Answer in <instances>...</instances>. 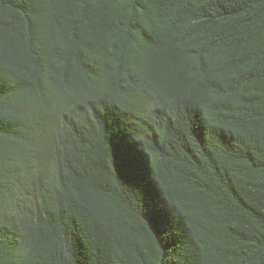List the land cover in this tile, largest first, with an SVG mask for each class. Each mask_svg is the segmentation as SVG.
Returning a JSON list of instances; mask_svg holds the SVG:
<instances>
[{"label":"trees","instance_id":"1","mask_svg":"<svg viewBox=\"0 0 264 264\" xmlns=\"http://www.w3.org/2000/svg\"><path fill=\"white\" fill-rule=\"evenodd\" d=\"M0 264H264V0H0Z\"/></svg>","mask_w":264,"mask_h":264}]
</instances>
